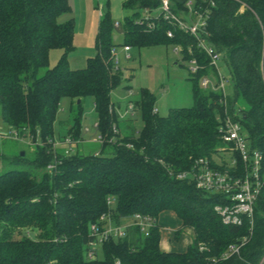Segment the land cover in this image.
Segmentation results:
<instances>
[{"label": "trees", "instance_id": "obj_1", "mask_svg": "<svg viewBox=\"0 0 264 264\" xmlns=\"http://www.w3.org/2000/svg\"><path fill=\"white\" fill-rule=\"evenodd\" d=\"M189 1L190 11L183 0H172L171 10L182 20H194L191 11L202 14L205 27L198 39L221 55L230 73L232 94L225 99L200 87L202 77L214 75L219 82V74L195 37L164 20L147 28L140 12L155 9L156 2H123L130 15L124 19L121 44L114 39L116 27L108 12H102L95 56L84 68L72 69L67 54L73 48V20L59 21L70 14L68 0H0V118L10 133L28 134L40 142L31 159L0 155V264H264V186L249 229L246 220L238 227L222 224L214 210L224 204L219 194L176 178L199 160L221 170L210 156L221 143L225 114L240 124L250 150L262 155L264 172V0ZM167 30L173 38L166 37ZM163 45L178 46L184 59L196 61L198 70L189 72L193 104L160 117L152 95L141 90L134 106L142 128L136 131L120 119L111 102V93L121 84L116 48ZM54 49L62 54L49 67ZM64 97L76 106V142L79 106L86 97L92 99L101 138L98 153L65 154L55 147L53 122ZM7 162L25 168L4 170ZM163 212L175 215L181 229L192 230L183 253L159 247L157 221ZM136 214L154 220L147 236L131 225L123 238L99 246L102 259L86 260L91 225L131 223ZM104 215L109 223L101 221ZM173 236L178 241L180 230ZM243 237L248 241L239 253L224 257Z\"/></svg>", "mask_w": 264, "mask_h": 264}, {"label": "rangeland", "instance_id": "obj_2", "mask_svg": "<svg viewBox=\"0 0 264 264\" xmlns=\"http://www.w3.org/2000/svg\"><path fill=\"white\" fill-rule=\"evenodd\" d=\"M124 1L126 0H68L70 14L62 16L59 21L62 23L72 19L74 24L73 48L67 54V62L70 68L82 69L86 61L95 56V35L103 8L107 9L110 22L114 26L116 23L119 25L118 28L113 29V36L116 38V43L121 44L124 19L130 15L129 11L122 8ZM242 10L240 8V11ZM140 14L141 17L145 16L143 12H140ZM159 14L160 8L156 7L151 10L148 16L155 18ZM196 19L184 18L183 20L186 25L194 26ZM175 47L172 45L141 49L131 47L127 53H124L121 47L116 48L117 65L121 71V84L111 93V102L117 107L120 119H124L123 121L127 124H132L136 131H140L142 128L141 113L134 106L141 90H147L152 95L154 98L153 108L160 117L166 116L171 110L189 108L193 104L192 88L194 83L189 74L192 64L189 60L183 58L180 51L175 52ZM61 54L62 51L59 49L49 52V67L55 66ZM216 67L219 76L224 79L225 93L231 95V77L221 55H219L216 62ZM201 79L207 80L209 84L207 90H211V87L218 83V78L214 75L204 76ZM71 103V100L67 97L62 98L59 102L53 122L52 140L55 147L59 150H70L72 153L79 152L84 155L98 153L100 146L95 142L98 136L95 129L97 117L93 109L92 99L86 97L79 106L81 120L79 141L77 142L72 140L75 132L73 111L76 106L72 108ZM129 104L133 106V111L126 113ZM238 104L240 105L241 102H238ZM65 139L71 140L72 143L65 144ZM38 143H40L38 137L34 142L28 134L13 138L0 118V155L9 159L21 156L23 152V156L31 159ZM227 152L228 149L220 143L210 156L211 161L215 164H219L221 161L227 163L229 159ZM4 165V170L25 168L24 165L16 163L7 162ZM162 218H168V214H164ZM128 224H130V221L121 223L124 226ZM169 225H171V228L174 227L176 231L180 230V236L174 244L170 241L172 236L164 232L161 236L160 249L164 251L184 250L187 239L191 235L193 236L192 230L181 229V223L176 217L175 219L174 217L171 218ZM166 226L164 225V227ZM30 236H33L32 232ZM173 239L176 240L174 236ZM102 257V251L98 248V260Z\"/></svg>", "mask_w": 264, "mask_h": 264}, {"label": "built area", "instance_id": "obj_3", "mask_svg": "<svg viewBox=\"0 0 264 264\" xmlns=\"http://www.w3.org/2000/svg\"><path fill=\"white\" fill-rule=\"evenodd\" d=\"M150 1L158 3L160 14L155 18H150L148 15L151 10H144L145 16L143 18V22L147 25L148 29L155 26V21L164 20L170 23L178 30L195 37L197 39L198 46L209 57L210 64L212 66L216 65V62L219 59V54L212 47L205 45L204 41L202 39H198L197 36L198 31L205 27V21L202 14L196 11H191L195 14L197 21L194 26H188L171 10L172 0ZM183 2L190 11L192 2L189 0H183ZM115 27H118L117 23ZM166 37L169 39L173 38V33L170 30H167ZM122 51L127 53L129 48L123 47ZM174 51L178 52L180 51V48L176 46ZM190 63L192 64V67L189 69V72L195 73L198 70L196 61L192 59L190 60ZM208 85L207 80H200V87L202 89H207ZM211 90L219 92L223 99L226 98L227 94L225 93L224 79L221 76H219V82L213 85ZM131 111H133V106L129 104L126 113H130ZM10 134L13 138H18L19 135L16 131L11 132ZM100 141L101 138L97 136L95 142L98 143ZM220 141L228 149L227 154L229 156L227 163L221 161L219 164H215L221 170L211 168L207 160H199L191 171L178 173L176 178L180 180L187 179L193 181L195 188L200 191L219 194L224 204H222V206L215 207L214 210L221 218L222 224L238 227L242 225L243 220H246L249 223V229H251L254 204L260 195L262 187L264 186V172H262L263 175L261 173L263 157L259 152L250 150L245 137L242 134V127L236 120L226 114L224 119L221 121ZM64 143L69 145L72 141L65 139ZM69 152L70 150L65 151V154H68ZM238 161H241V168L237 166ZM104 220H107L108 222V216H102L101 221ZM153 224L154 220L152 218L136 214L133 217V221L126 226L106 224L102 227H98V225H91L90 236L92 239L85 247L86 260L92 261L96 259L97 249L103 242L111 239L116 240L123 238L129 226H138L140 231L147 236L148 230L153 226ZM247 241L248 239L243 237L239 243L230 245L224 257L238 254L239 249L244 246ZM199 249L202 250L201 247Z\"/></svg>", "mask_w": 264, "mask_h": 264}, {"label": "crops", "instance_id": "obj_4", "mask_svg": "<svg viewBox=\"0 0 264 264\" xmlns=\"http://www.w3.org/2000/svg\"><path fill=\"white\" fill-rule=\"evenodd\" d=\"M180 1H182V0H180ZM101 16V15H100ZM100 19V18H99ZM114 39H116L115 37H114ZM130 51V50H129ZM128 51V52H129ZM125 53V52H124ZM120 117V116H119ZM164 214H168V218H162V216L164 215ZM172 217H174V219H175V215H173L172 213H169V212H163V213H161L160 215H159V217H158V221H157V224L159 225V227H160V234H161V236H162V234H164V232H166V233H168L169 235H171L172 236V240H170L171 242H173L174 244H176V241H174V239H173V234H174V232L176 231V229L174 230V227H172L171 228V225H169V222H170V220H171V218ZM181 223V222H180ZM164 225L166 226V227H164ZM173 226V225H172ZM192 235L190 236V238H188L187 239V241H186V245H185V247H184V250H182V251H178V250H170V251H164V250H162L163 252H176V253H183L185 250H186V248H187V246L191 243V239H192ZM160 241H161V238H160ZM159 247H160V242H159Z\"/></svg>", "mask_w": 264, "mask_h": 264}, {"label": "water", "instance_id": "obj_5", "mask_svg": "<svg viewBox=\"0 0 264 264\" xmlns=\"http://www.w3.org/2000/svg\"><path fill=\"white\" fill-rule=\"evenodd\" d=\"M103 12L106 13L107 12V9L106 8H103ZM77 104H79V100L76 102ZM23 152L21 153V156H23Z\"/></svg>", "mask_w": 264, "mask_h": 264}]
</instances>
